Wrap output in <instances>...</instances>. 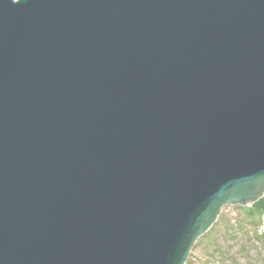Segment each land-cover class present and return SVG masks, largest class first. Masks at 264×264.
I'll return each mask as SVG.
<instances>
[{
	"label": "water",
	"instance_id": "water-1",
	"mask_svg": "<svg viewBox=\"0 0 264 264\" xmlns=\"http://www.w3.org/2000/svg\"><path fill=\"white\" fill-rule=\"evenodd\" d=\"M264 197V0H0V264H186Z\"/></svg>",
	"mask_w": 264,
	"mask_h": 264
},
{
	"label": "rangeland",
	"instance_id": "rangeland-1",
	"mask_svg": "<svg viewBox=\"0 0 264 264\" xmlns=\"http://www.w3.org/2000/svg\"><path fill=\"white\" fill-rule=\"evenodd\" d=\"M255 206L225 207L187 264H264V200Z\"/></svg>",
	"mask_w": 264,
	"mask_h": 264
},
{
	"label": "trees",
	"instance_id": "trees-1",
	"mask_svg": "<svg viewBox=\"0 0 264 264\" xmlns=\"http://www.w3.org/2000/svg\"><path fill=\"white\" fill-rule=\"evenodd\" d=\"M255 207H257L256 210H260V209H258V206H255Z\"/></svg>",
	"mask_w": 264,
	"mask_h": 264
}]
</instances>
